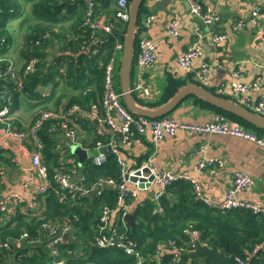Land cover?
<instances>
[{
    "label": "built area",
    "instance_id": "built-area-1",
    "mask_svg": "<svg viewBox=\"0 0 264 264\" xmlns=\"http://www.w3.org/2000/svg\"><path fill=\"white\" fill-rule=\"evenodd\" d=\"M71 3L82 1L85 5L84 14L80 27L84 30V34L89 32L87 38L81 36L73 38L79 42L81 51L90 50L92 54L99 53L103 44L112 39L114 52L108 61L103 65L102 89L99 99L91 101L87 109H83L79 104H71L64 109H41L35 117L32 124L26 128H16L9 121L10 110L12 107V96L3 90L0 95L2 105L0 106V125L5 134L12 139L19 141L31 140L35 144V149L30 156V163L39 177L40 183L36 186H24L31 193L32 203L25 209L33 211L39 206L42 208L44 199L49 193H53L60 200H71L80 202L85 196L102 195L105 188L116 189L115 204L113 206L102 205L99 209L96 222L93 227L94 237L90 241L91 246L100 249H117L123 254L133 257L136 264H144L147 260L139 250L136 249V242L132 238H128L126 232L129 227L125 216L132 212L131 204L133 199L138 198L140 191L150 192L148 198L153 204V212L161 210L160 199L167 193L171 184L176 181L184 180L191 184L193 197L203 205L212 209L220 210H249L253 214L264 217V206L239 197V193L253 184L252 177L243 171H235L232 174L231 186L224 192L221 201L209 199L203 192V188L197 180L195 174L189 172H171L156 167L152 162L147 161L136 167H129L122 157L119 148L109 139L107 142L97 140L92 147L93 154L87 153L86 160L93 165H102L107 160V151L111 149L117 162L121 166L122 173L119 182L113 178H100L94 183L88 185L83 175L77 179L73 178L72 173L65 171L61 167H55L52 179L49 176L48 166L41 159L40 149L42 141L40 131L48 124V131H64L71 141H77L79 138V130L72 120V115L76 111L84 110L105 122L110 129L125 146H130L137 139L136 135L148 133L153 143H159L166 136H174L179 132L185 134H209V135H226L233 136L246 141H250L264 150V133H258L240 123L235 119L227 117L223 113H217L211 120L196 123L178 119H168L161 117H147L141 114H134L129 111L123 104L122 92L116 88V79L114 76V68L119 60L118 54L123 50V42L117 33L119 20L122 24L127 25L129 20V2L128 0H116L114 8L115 16L110 18L105 14L97 12L99 0H70ZM150 2L159 0H143V6L147 7ZM187 4L188 13L197 17L199 23L193 27L196 41L185 48L178 55L176 64L180 71L188 72L191 69V63L194 59L201 55L199 41L206 35H209L215 45H221L226 40L224 32L216 31L214 26L220 22L221 16L219 12L204 4V0H184ZM260 6L252 8L251 21L255 22L258 16ZM0 11H2L0 9ZM100 14V15H99ZM154 19L153 14H146L142 19V26L137 31V54L135 56V68L138 76H142L151 69L157 62L156 41L149 35V26ZM183 25L181 18L174 19L170 22L166 32L175 36L179 33ZM243 25L241 19H235L232 23V29L237 30ZM81 34V35H84ZM42 39L49 38V33H43ZM34 44H39L36 40ZM38 58L32 55L25 62L23 68H18L6 57H0V80L9 81L13 84V88L24 91V80L32 73L37 64ZM3 62V63H2ZM118 64L119 61H118ZM58 71L64 74V66L59 63ZM211 65L202 61L200 66L195 70L193 79L199 84L210 87L212 86L209 74ZM232 81L228 86L219 85L214 87L216 94H229L237 101H240L243 107L256 113L264 118V81L256 78L254 80L244 82L241 81L242 73L239 69L231 71ZM142 78L137 77V81L133 87L130 86L131 93L141 94V98L147 100L151 96L149 87L142 83ZM251 93H260L257 97L252 98ZM206 145L200 144L195 148V153L203 152L204 156L197 163L195 171L210 166H222L223 161L216 157L206 155ZM135 177V180L130 179ZM143 186L140 187L139 185ZM12 201H18L13 197ZM20 201V199H19ZM14 204L15 203H11ZM6 205H0V212L5 211ZM134 213V212H133ZM78 220V216L73 214L68 220L63 221H42L40 223V233L32 236L27 230L22 231L14 237H6L0 240V249L12 246L19 248L24 243L41 244L45 249V254L49 257L46 264H96L92 261L78 260L74 257L76 251L72 248L67 250L70 256H63L62 245L72 239H68L74 235V223ZM186 232L191 236L186 242L189 247L180 246L174 248L175 251L189 252L195 247V240L198 239L199 231L192 227L189 223ZM68 234L65 238L64 235ZM76 237L75 235L73 238ZM173 240H168L167 244L172 245ZM262 248V244H256L251 254ZM165 245L159 243L155 252L150 255L149 261H160L164 252ZM82 254V252H80ZM239 264H253L248 259H240L236 257Z\"/></svg>",
    "mask_w": 264,
    "mask_h": 264
},
{
    "label": "crops",
    "instance_id": "crops-1",
    "mask_svg": "<svg viewBox=\"0 0 264 264\" xmlns=\"http://www.w3.org/2000/svg\"><path fill=\"white\" fill-rule=\"evenodd\" d=\"M20 3H22V0H20ZM149 3L145 9L149 14L154 15V19L149 26V35L156 41L157 62L142 76H138L135 68V56L138 48L134 53L130 71V86L133 87L137 77H139L142 78V83L151 90V96L147 100L142 99L141 94L132 93L138 104L152 109L164 105L165 102L157 106L143 104L152 103L159 99L168 77L184 80L185 84L183 86L196 84L214 93V87L229 85L232 81L231 71L234 69H239L242 73L241 81L248 82L256 78L264 81V0H204V4L219 12L221 20L214 26V29L224 32L226 40L217 46L210 36L206 35L198 44L201 55L192 61L191 69L188 72L178 70L176 60L187 46L196 41L193 27L199 23V20L188 13L187 4L184 0H170L163 7L157 4L158 1H149ZM257 5L260 6V9L256 17L257 21L253 22L251 21L252 8ZM28 9L29 5H24L25 13L22 16H14L7 21L8 31L6 35L11 41L7 43L5 57L20 69L24 62L20 51L23 37L20 34L18 35V30H14L12 27L14 25L13 21H17L19 28L24 31V25L28 22L26 18L31 17L28 15ZM178 18L183 20L179 33L175 36L169 35L166 32L168 25L172 20ZM237 18L242 20L243 25L237 30H233L232 23ZM55 29L57 32L56 27ZM65 52L68 51L61 49V44L56 39H52L51 43L45 48L44 54L48 62H53L55 56L59 53L66 54ZM118 56L120 63L122 51ZM202 61H206L211 65L209 78L212 86L210 87L203 86L193 79L194 72ZM118 75L120 76V65ZM52 79L53 82H51ZM58 81L59 78L56 75L51 76L46 86L43 87L42 84H38L36 88H43L38 98L30 99L28 94L15 91L9 116L10 122L15 121L22 128L29 126L34 115L42 108L40 102L43 101H49L47 103L53 109H64L70 106L71 104H66L67 99L63 97L61 103L54 107L53 103L60 93V89H68L63 82L58 83ZM6 85H11L9 90H13L11 83L7 82ZM119 85L120 90L118 91H121L120 81ZM1 87L5 88L4 83H1ZM259 94L251 93L250 96L254 98ZM218 95L243 105L240 101L230 97L229 94ZM197 97L194 94L184 97L167 115H172V119L203 123L211 120L217 113H221V111L219 112L208 104L199 103L196 101ZM81 107L87 109L88 105ZM227 117L231 118L230 116ZM72 120L79 130L78 140L71 141L64 131H48L47 127L43 130L50 137L49 141L53 143L52 153L55 156H52L53 160L47 162L44 153L46 146L41 136L43 130L40 131L42 141L40 154L42 161L48 166L53 167V169L58 166L64 170L66 169L72 173L74 179L83 175V165L87 160L85 159L79 165L77 155L71 152L69 145L79 143L88 152L91 151L96 142L91 146L93 138H100L102 142L111 139L112 143L114 142L119 148L129 167L133 168L150 161L162 170L195 174L204 194L214 201L222 200L224 192L231 186L232 174L235 171L246 172L254 182L250 187L241 191L239 197L264 206V150L250 141L226 135H195L179 132L174 136H166L155 144L151 141L149 134L146 133L136 135L135 142L130 146H125L120 142L119 137L108 129L104 121L89 114L87 110L75 111ZM200 144L207 146L206 155L221 159L223 165L220 167H205L202 170L195 171L197 163L204 156L203 152L195 153V148ZM35 148V144L31 140L19 141L9 138L0 125V205H6L5 211L0 212V228L7 223H14V219L18 217L24 216L28 219L40 213V206L33 211L25 209L31 205L32 199L30 191L24 186H36L40 183L39 177L35 174L30 163V156ZM149 194L148 191H140L138 198L133 199L131 204L132 212H135L136 206L142 207L145 205L144 202ZM13 197L17 198L18 201H12ZM175 198L172 197L173 200ZM11 203H15V206ZM69 236L68 239H73L74 235ZM262 247L264 246L262 245Z\"/></svg>",
    "mask_w": 264,
    "mask_h": 264
},
{
    "label": "trees",
    "instance_id": "trees-1",
    "mask_svg": "<svg viewBox=\"0 0 264 264\" xmlns=\"http://www.w3.org/2000/svg\"><path fill=\"white\" fill-rule=\"evenodd\" d=\"M115 2L116 0H99L97 12L113 18L116 13ZM128 2L130 4L131 0H128ZM24 4L29 5L28 15L35 19V23L29 22L30 17L26 18L28 19V24L25 27L26 31L23 35L20 51L25 62L32 55H36L38 61L35 70L25 78L24 91L21 92L28 94L30 99L38 98L43 88H36V86L38 84H42L43 87L46 86L51 76L57 75L59 78L58 83L60 81L63 82L68 89H60L61 91L53 103L54 107L61 103L63 97L67 99L66 104H79L83 107L89 105L91 101L99 99L102 89L103 65L112 56L114 47L112 39H110L102 45L97 54H92L90 50L81 51L79 49V42L73 37L81 38L83 36L87 38L89 35V32L84 34V30L80 27L85 8L83 2L71 3L70 0H24ZM0 9L2 10L0 11V57H5L7 43L11 41L6 35L8 31L7 21L11 17L19 16L24 11V5L20 3V0H0ZM141 11H144L145 15L149 14L142 4L138 13ZM24 21L21 23L23 24ZM117 23L118 29L116 31L123 42L126 25L119 20ZM64 31L66 32L63 33ZM46 32L49 33V38L42 39L41 35ZM136 34L134 37L132 62L134 53L137 50L138 39ZM52 39H56L61 44V49H66L68 52L55 56L53 62H48L44 53L45 48L51 43ZM36 40H39V44H34ZM59 63L64 66L63 75L58 71L57 66ZM23 65L21 68H23ZM7 82L9 81L0 80V95L3 90H7L12 96L11 101L13 102L14 92L19 90L14 88L9 90L11 85H6ZM1 83H4L5 88L1 87ZM184 84V80L168 77L158 100L152 103L143 104L141 101L140 103L147 106H157L167 102L177 92L179 87ZM118 87V90H120L119 83ZM196 101L216 108L219 112L221 111V113L230 116L232 119L241 121L243 125L251 126V129L256 130L258 133H264L263 130L233 113L210 104L200 97H197ZM47 102L49 101L40 102L42 106L40 110L50 109ZM1 105L2 101L0 99ZM40 110L34 115L32 122ZM11 125L16 128H22L15 121H12ZM47 127L48 124L43 129H47ZM41 136L46 146L44 153L47 162H49L53 160L52 156H55L52 153L53 143L49 141L50 137L47 136L44 130L41 132ZM97 140H100V138H93L91 146ZM103 142L105 141L103 140ZM48 171L52 179L53 167L48 166ZM65 171L67 170L65 169ZM83 171L85 182L88 185L100 178H113L119 182L122 173L121 166L111 149L107 151L105 163L93 165L90 161H86L83 165ZM115 194L116 189L109 187L104 189L102 195L85 196L80 202H73L67 199L60 200L53 193H49L44 199V205L39 214L28 219L24 216L18 217L14 219V223H7L1 227L0 240L17 236L24 230H27L32 236H36L40 233L39 228L42 221L68 220L69 217L76 214L78 220L74 223L75 231L73 232L75 236L80 234L81 239H84L85 245L80 243L76 248H72L74 247L73 244L70 243L68 245L66 242L61 248L63 256H70L67 250L71 247L76 251L73 256L77 257L78 260L92 261L96 264H136L133 257L125 255L117 249H100L90 244L94 237L92 226L96 222L99 209L102 205L113 206L115 204ZM173 196L176 197L174 200L172 199ZM144 203L145 205L142 207L136 206L134 213L137 217V222L132 226L129 225L126 232L128 238H132L136 242V249L147 259L144 264H212L208 257H190L188 252L172 251V249L180 246L189 247L186 243L191 237L186 232L189 223L199 231L198 239L201 243L222 249L227 255L233 254L240 259L250 258V262L253 264H264V247L256 251L254 255L251 254L256 244L261 243L264 246L263 217L244 209L220 210L208 208L194 199L191 184L184 180L176 181L169 186L167 193L160 199V211L153 212L155 206L149 199H146ZM168 240H173L174 243L168 245ZM159 243L165 245L161 260L149 261L150 255L155 252ZM77 251L82 252L83 255L79 252L77 253ZM45 252L41 244L27 245L24 243L19 248L11 245L9 248L0 249V264H46L47 261L42 259Z\"/></svg>",
    "mask_w": 264,
    "mask_h": 264
},
{
    "label": "water",
    "instance_id": "water-1",
    "mask_svg": "<svg viewBox=\"0 0 264 264\" xmlns=\"http://www.w3.org/2000/svg\"><path fill=\"white\" fill-rule=\"evenodd\" d=\"M169 1L170 0H159L157 4L160 7H163L164 4ZM142 2L143 0H131L129 4V20L126 25L123 41L122 58L120 62V84L123 102L126 108L134 114H141L151 118L166 116L168 112L178 105L184 97L194 94L201 97L208 103L235 114L244 121L264 131L263 117L228 98L207 91L205 88L196 84H188L179 88L177 92L164 103V105L158 108H148L136 102L134 95L130 91V71L133 56L134 37L138 22V12ZM166 118L172 119L173 116L167 115ZM69 147L71 152L77 155L78 164L81 165L87 157L86 149L79 143L70 144ZM130 179L135 180V177H131ZM139 186L142 187L143 185L140 184ZM125 219L130 226L137 222V217L133 212L127 213ZM64 237L67 238L68 234H65ZM188 255L190 257H208L212 264H239L235 255H227L224 250L201 243L199 239L195 240V247L193 250L188 252Z\"/></svg>",
    "mask_w": 264,
    "mask_h": 264
},
{
    "label": "rangeland",
    "instance_id": "rangeland-1",
    "mask_svg": "<svg viewBox=\"0 0 264 264\" xmlns=\"http://www.w3.org/2000/svg\"><path fill=\"white\" fill-rule=\"evenodd\" d=\"M22 5H26V4H24V0H22V3H21ZM142 5H143V3H142ZM23 13H25V10L24 11H22L21 13H20V15H19V17L20 16H22V14ZM145 15V12L144 11H141L140 13H139V17H138V23H137V26H136V33H137V31L139 30V28H141V26H142V19H143V16ZM14 22V25H13V29L15 30V29H17L18 30V35L20 34L21 35V37H23V35H24V32L26 31V29H25V27H26V24H28V22L24 25V31L21 29V28H19V26H18V24H17V21H13ZM29 22H31V23H35V19L34 18H32V17H30L29 18ZM66 31H64L63 33H65ZM60 33V32H59ZM17 35V36H18ZM136 36H137V34H136ZM60 54H62V53H59L58 55H60ZM57 55V56H58ZM119 55V54H118ZM134 58V57H133ZM119 65L120 64H118V60H117V65L115 66V68H114V76H115V79H116V82H117V88H118V83H119V81H120V76L118 75V73H119ZM51 82H53V79H52V81ZM246 127H248V128H252L251 126H249V125H245ZM89 154H93V151L91 150V151H89ZM75 231V230H74ZM84 241V239L82 240L81 239V236H80V234H77L76 235V237H74L72 240H70V241H68L67 242V244L69 245L70 243H72L73 244V246L74 247H72V248H76L77 246H78V244H80V243H82V245H85V242H83ZM87 245H88V243H87ZM71 248V247H70ZM80 253V251H77V253ZM81 255H83V254H81ZM42 259H44L45 261H47V260H49V257L46 255V254H44L43 256H42ZM14 263V262H13Z\"/></svg>",
    "mask_w": 264,
    "mask_h": 264
},
{
    "label": "clouds",
    "instance_id": "clouds-1",
    "mask_svg": "<svg viewBox=\"0 0 264 264\" xmlns=\"http://www.w3.org/2000/svg\"><path fill=\"white\" fill-rule=\"evenodd\" d=\"M11 111V110H10ZM9 121H10V118H9Z\"/></svg>",
    "mask_w": 264,
    "mask_h": 264
}]
</instances>
